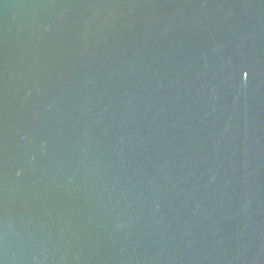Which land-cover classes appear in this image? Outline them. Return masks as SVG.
Returning a JSON list of instances; mask_svg holds the SVG:
<instances>
[{"label": "water", "instance_id": "95a60500", "mask_svg": "<svg viewBox=\"0 0 264 264\" xmlns=\"http://www.w3.org/2000/svg\"><path fill=\"white\" fill-rule=\"evenodd\" d=\"M0 264H264V0H0Z\"/></svg>", "mask_w": 264, "mask_h": 264}]
</instances>
